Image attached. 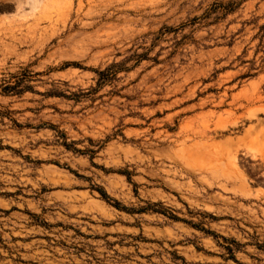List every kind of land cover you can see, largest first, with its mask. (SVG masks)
<instances>
[{"label": "rangeland", "instance_id": "rangeland-1", "mask_svg": "<svg viewBox=\"0 0 264 264\" xmlns=\"http://www.w3.org/2000/svg\"><path fill=\"white\" fill-rule=\"evenodd\" d=\"M26 2L0 0V264H264V0Z\"/></svg>", "mask_w": 264, "mask_h": 264}, {"label": "trees", "instance_id": "trees-1", "mask_svg": "<svg viewBox=\"0 0 264 264\" xmlns=\"http://www.w3.org/2000/svg\"><path fill=\"white\" fill-rule=\"evenodd\" d=\"M111 67H115V65H112ZM98 74L101 75L102 74V71H99ZM112 75H114V73ZM17 86H18L17 84H14V85H4L3 86V89L5 91H12V90H15ZM19 92H20V90H17L16 91V93H19ZM98 191H99V193L101 194L102 197H104V198L107 197L106 194H105V192H104V190H102L101 188H98Z\"/></svg>", "mask_w": 264, "mask_h": 264}, {"label": "bare ground", "instance_id": "bare-ground-1", "mask_svg": "<svg viewBox=\"0 0 264 264\" xmlns=\"http://www.w3.org/2000/svg\"><path fill=\"white\" fill-rule=\"evenodd\" d=\"M28 4H30L31 7L36 6V4L39 2V0H26Z\"/></svg>", "mask_w": 264, "mask_h": 264}, {"label": "crops", "instance_id": "crops-1", "mask_svg": "<svg viewBox=\"0 0 264 264\" xmlns=\"http://www.w3.org/2000/svg\"><path fill=\"white\" fill-rule=\"evenodd\" d=\"M28 7V6H27Z\"/></svg>", "mask_w": 264, "mask_h": 264}]
</instances>
